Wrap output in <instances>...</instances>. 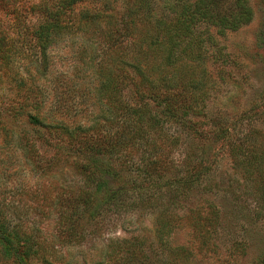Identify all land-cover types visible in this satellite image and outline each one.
Masks as SVG:
<instances>
[{
	"label": "rangeland",
	"instance_id": "1",
	"mask_svg": "<svg viewBox=\"0 0 264 264\" xmlns=\"http://www.w3.org/2000/svg\"><path fill=\"white\" fill-rule=\"evenodd\" d=\"M35 1L0 0V26L6 29L11 5L24 9ZM251 6V24L216 37L218 45L209 48L204 101L194 104L195 113L165 123L169 140H133L129 149L106 154L127 162L171 148L172 167L130 174L128 180L157 185L138 190L126 184L123 201L95 218L76 211L61 231L54 205L88 187L78 169L86 158L79 148L113 138L118 125L119 119L108 113L114 96L108 101L96 93L105 76L98 62L106 45L66 39L48 53L49 71L39 83L48 122L55 114L81 126V137L94 140L63 142L54 129L0 111L13 136L0 142V189L44 239L45 264H264V203L256 199L230 149L249 136L264 142V0H251ZM4 93L1 87L0 96ZM93 122L96 129L90 128ZM23 136L27 140L21 143L17 138ZM176 248L183 252L174 255Z\"/></svg>",
	"mask_w": 264,
	"mask_h": 264
},
{
	"label": "trees",
	"instance_id": "2",
	"mask_svg": "<svg viewBox=\"0 0 264 264\" xmlns=\"http://www.w3.org/2000/svg\"><path fill=\"white\" fill-rule=\"evenodd\" d=\"M8 17L6 29L0 26V89H5L0 111L26 118L34 127L54 129L63 142L94 139L81 137V126L55 114L48 122L39 84L49 71L48 53L66 39L106 45L103 62H98L105 76L96 93L108 101L114 96V109L108 113H114L118 125L113 138L102 144L84 142L79 148L86 158L78 169L89 189L57 199L54 206L63 231L76 211L95 218L123 201L126 184L138 190L155 188L157 182L127 177L171 168V148L127 162L106 154L129 149L133 140H169L165 123L195 113L194 104L204 101L210 80L208 50L218 45L216 37L251 24L254 11L251 0H36L24 9L11 5ZM91 52L93 57L98 53ZM96 127L93 122L90 128ZM6 140L13 136L0 120V142ZM17 140L23 143L27 138ZM230 149L256 199L264 203V142L249 136ZM206 165L200 166L203 173ZM22 218V210L0 189V264L48 263L44 239ZM171 250L174 255L183 252Z\"/></svg>",
	"mask_w": 264,
	"mask_h": 264
}]
</instances>
